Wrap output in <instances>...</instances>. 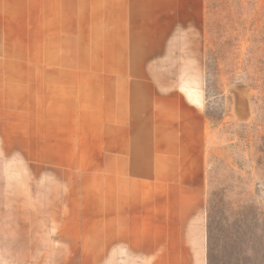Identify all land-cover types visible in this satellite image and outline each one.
I'll return each mask as SVG.
<instances>
[{
    "label": "rangeland",
    "instance_id": "374dc122",
    "mask_svg": "<svg viewBox=\"0 0 264 264\" xmlns=\"http://www.w3.org/2000/svg\"><path fill=\"white\" fill-rule=\"evenodd\" d=\"M22 2L20 22L6 21L5 10L0 9L6 96L17 97L23 109L30 100L53 112L64 100L69 109L65 116L70 117L82 89L104 85L107 94L99 95V101L108 99L106 86L122 76L135 81L149 78L155 88H148L150 96L168 93L176 80L177 94H199L202 103L190 107L184 119L196 138L187 140L184 149L197 164L195 184L205 189L209 264H264V0ZM115 33H134L129 59L133 67L127 71L100 68L110 65L117 53ZM141 33L149 39L141 38ZM147 62L153 67L141 68ZM133 87L147 92L145 82ZM20 120L23 175L33 176L38 212L45 211L47 195L54 208L61 206L62 182L77 189V177L83 175L81 180L92 187L91 177L102 167L93 164L109 159L108 150L95 148L103 145V137L85 138L77 116L70 117L68 130L52 136L67 135L64 167L57 166L61 151L56 149L46 153L53 164L30 165L35 157L28 148V117ZM44 153L36 152L39 159ZM59 228L54 222L53 251L43 244L45 236L35 247L23 237L22 264H30L31 252L39 258L33 264H93L63 260L69 253L76 257L78 250L61 246ZM49 257L53 260H46Z\"/></svg>",
    "mask_w": 264,
    "mask_h": 264
},
{
    "label": "crops",
    "instance_id": "0c3cea01",
    "mask_svg": "<svg viewBox=\"0 0 264 264\" xmlns=\"http://www.w3.org/2000/svg\"><path fill=\"white\" fill-rule=\"evenodd\" d=\"M22 4V0H0L5 20L20 22ZM140 36L149 39L147 34ZM133 37L134 33H115L117 53L112 55L110 65L100 68L131 69ZM145 64L141 68L153 67L150 62ZM3 69L5 65L0 63V264H22L23 237L35 247L45 236L43 244L53 251L54 222L60 227L61 246H75L78 250L76 257L69 253L63 260L93 264H209L205 189L195 184L197 164L184 149L187 140L196 138L184 119L189 117L190 107L197 108L202 103L199 94H177L176 80L168 93L150 96L148 88H154V84L149 78L135 81L126 76L106 86L108 99L99 101L104 85L82 89L70 117L77 116L85 138L98 141L103 137V145L95 148L109 151L108 163L102 160L93 164L102 167L92 175V187L81 180L83 175L77 177V189L70 190V185L62 182L61 206L54 208L47 195L45 211L40 213L33 176L23 175L26 164L21 156L24 129L20 119L28 117V148L35 157L29 164H53L46 153L56 149L61 151V165L57 166L63 168L67 135L52 136L68 130L70 117L65 113L69 109L64 100L56 112L50 106L32 105L30 100V106L23 109L17 97L6 96ZM144 82L146 93L144 87H133L143 86ZM43 135L46 140H42ZM38 150L45 151V156L39 159ZM23 229L29 232L23 235ZM29 260L30 264L38 262V254L31 252Z\"/></svg>",
    "mask_w": 264,
    "mask_h": 264
}]
</instances>
